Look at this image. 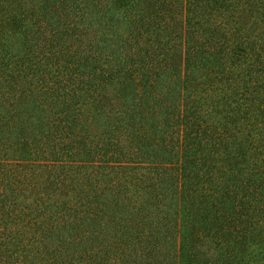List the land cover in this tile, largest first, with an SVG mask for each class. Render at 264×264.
<instances>
[{"label":"trees","instance_id":"obj_1","mask_svg":"<svg viewBox=\"0 0 264 264\" xmlns=\"http://www.w3.org/2000/svg\"><path fill=\"white\" fill-rule=\"evenodd\" d=\"M0 264H264V0H0Z\"/></svg>","mask_w":264,"mask_h":264}]
</instances>
